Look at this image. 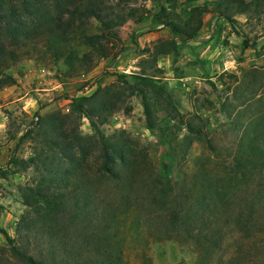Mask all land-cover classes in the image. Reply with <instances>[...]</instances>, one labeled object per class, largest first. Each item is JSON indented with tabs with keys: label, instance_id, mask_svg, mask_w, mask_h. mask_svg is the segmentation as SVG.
Listing matches in <instances>:
<instances>
[{
	"label": "rangeland",
	"instance_id": "rangeland-1",
	"mask_svg": "<svg viewBox=\"0 0 264 264\" xmlns=\"http://www.w3.org/2000/svg\"><path fill=\"white\" fill-rule=\"evenodd\" d=\"M100 1L120 15L134 12V18L119 20L117 37L102 41L108 57L97 59L85 78L83 72L69 76L68 65L39 52L10 66L6 73L16 82L0 90V227L36 258L48 254L49 236L72 234L66 230L71 227L67 209L51 215L36 195L52 189L43 183L44 160L63 172L71 165L61 150L55 154L47 148L43 129L65 128L69 141H74V157L81 160L77 172L84 168L92 177L99 204L105 207L111 201L121 202L113 182L104 180L119 161L114 146L132 155L147 177L135 184L140 189L132 194L142 200L157 177L177 188L191 184L202 169L213 180L223 179L244 131L256 126L264 135V12L254 19L237 15L235 26L223 20L205 30L209 37L201 41L186 42L179 36L174 50L173 35L160 22L191 24L190 10L214 0ZM161 7L166 12L161 13ZM139 17L146 20L139 23ZM94 27L99 24L94 22ZM75 46L79 55L90 50L84 41ZM139 75L154 77L155 86ZM81 99H88L83 113L76 109ZM144 102L150 106L151 118ZM104 106L112 110L104 120L90 115L91 107ZM75 180L76 175L71 182ZM241 189L227 210L212 218L213 224L206 222L205 229L220 240L215 250L196 241L197 230L189 235L168 228L162 214L143 199L142 208H131L124 217V259L129 264L148 260V264H221L236 258L238 247L245 245L242 251H247L246 244L252 243L255 249L245 256L261 264L259 237L247 238L252 233L241 231L235 222L238 205L247 196ZM79 198L71 194L68 201ZM0 264H21L12 258L1 234Z\"/></svg>",
	"mask_w": 264,
	"mask_h": 264
},
{
	"label": "trees",
	"instance_id": "trees-1",
	"mask_svg": "<svg viewBox=\"0 0 264 264\" xmlns=\"http://www.w3.org/2000/svg\"><path fill=\"white\" fill-rule=\"evenodd\" d=\"M160 11L164 13L166 9L161 7ZM262 12L264 0H214L190 10L191 24L161 21L160 25L171 31L174 38L172 47L176 50L179 36L184 37L186 42L196 40L203 28V16L206 13L235 26L237 15L254 19L262 15ZM159 16H155L157 20ZM126 18L133 19L134 12L126 16L120 15L115 7L100 0H0V90L16 82L13 76L6 73L10 66L20 60L34 58L39 52L47 58L63 61L69 67V76L90 72L97 59L109 55L108 46L102 41L107 40L109 36L116 38L115 28L120 24L119 20L125 22ZM145 20L146 18L139 17L137 22ZM94 22H97L99 27H94ZM94 29L100 33H94ZM79 41H84L90 48L83 55L76 52L75 45ZM244 45L248 46L247 41ZM139 76L138 79L147 85L155 86L157 82L154 77ZM87 101L88 99H81L76 103L78 112H84ZM144 107L147 117L151 118L152 112L147 102H144ZM107 111L112 110L105 106L91 107L90 115L104 120ZM49 129L42 131L48 137L47 148L55 154L61 150L62 157L67 158L71 165L63 172V168L52 167L44 160L47 177L43 183L52 189L39 190L36 195L40 197L39 202H42L43 210L51 215H58L62 208L67 209L71 227L69 225L66 230L67 234L72 233L70 236L73 238L67 235L49 236L46 240L48 254L36 258L17 246L16 240L8 231L0 227V234L4 236L10 254L17 262L129 264L124 259L123 250L122 236L125 234L123 228L126 224L124 217L131 208H142L143 199L162 214L168 228L189 235L197 230L196 241L215 250L220 240L215 238L212 230L205 229L206 222L211 224L214 216L220 211V214L224 213L223 210H227L229 202L238 197L242 186L247 196L238 205L240 211L235 222L242 226L241 231L252 233L247 238L259 237L264 256V135L257 132L256 126L251 129L248 127L244 131L233 153L232 167L223 179L213 180L208 170L202 169L194 176L191 184L177 188L170 181L157 177L151 190L147 191L142 200L133 198L132 194H137L140 189L135 184L146 182L147 177L141 173L139 163L132 155L123 151L122 147L114 146L113 150L119 161L115 162L104 180L113 182L119 190L121 202L116 204V201H111L106 207L103 202L99 204L98 190L92 177L86 175L84 168L77 172L81 160L74 157L71 148V142L74 141H69L65 128L52 126ZM75 146L81 148L78 144ZM75 175V182H71ZM71 194L80 198L69 202L68 197ZM69 203L72 204L67 207ZM72 239L74 243L71 242ZM244 246L238 247L233 255H236V258H230L221 264H253L254 259L250 261L245 255L251 254L247 252L255 249L254 244H246L247 251H242ZM148 263L150 260L144 264ZM261 264H264V259Z\"/></svg>",
	"mask_w": 264,
	"mask_h": 264
},
{
	"label": "crops",
	"instance_id": "crops-1",
	"mask_svg": "<svg viewBox=\"0 0 264 264\" xmlns=\"http://www.w3.org/2000/svg\"><path fill=\"white\" fill-rule=\"evenodd\" d=\"M203 22H204L203 28H202L201 32L199 33V34L202 33V36L197 37L196 40L190 41V42H197L199 40L201 41L203 38H208L209 36L208 37L207 36L205 37V34H204L205 33V30L209 29V27H216L218 24L222 23L223 20L218 19L217 16H215V15H213L211 13H206L203 16ZM225 25H227V24H225Z\"/></svg>",
	"mask_w": 264,
	"mask_h": 264
},
{
	"label": "built area",
	"instance_id": "built-area-1",
	"mask_svg": "<svg viewBox=\"0 0 264 264\" xmlns=\"http://www.w3.org/2000/svg\"><path fill=\"white\" fill-rule=\"evenodd\" d=\"M85 77H86V75H83V78H85ZM85 90H86V92L89 91V87H87Z\"/></svg>",
	"mask_w": 264,
	"mask_h": 264
}]
</instances>
